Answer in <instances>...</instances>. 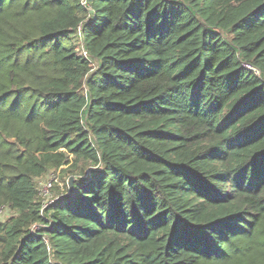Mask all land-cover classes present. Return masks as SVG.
<instances>
[{"label":"trees","instance_id":"1","mask_svg":"<svg viewBox=\"0 0 264 264\" xmlns=\"http://www.w3.org/2000/svg\"><path fill=\"white\" fill-rule=\"evenodd\" d=\"M84 1L0 0V264H264V0Z\"/></svg>","mask_w":264,"mask_h":264},{"label":"rangeland","instance_id":"2","mask_svg":"<svg viewBox=\"0 0 264 264\" xmlns=\"http://www.w3.org/2000/svg\"><path fill=\"white\" fill-rule=\"evenodd\" d=\"M65 167L66 166H62L61 168H65ZM52 176H55L57 180L51 183V186L47 187L48 182H50ZM66 177H67L66 174L62 173L59 169L57 171L50 170L48 174L38 179V185L41 191V198L44 201V203L52 200L59 192L62 191L61 188L63 187ZM11 214H13V212L10 210L7 209L0 210V220L4 221Z\"/></svg>","mask_w":264,"mask_h":264},{"label":"built area","instance_id":"3","mask_svg":"<svg viewBox=\"0 0 264 264\" xmlns=\"http://www.w3.org/2000/svg\"><path fill=\"white\" fill-rule=\"evenodd\" d=\"M82 4H85V1L84 0H82ZM56 180H57L56 177L55 176H52L50 182H48V186L47 187L51 186V183L55 182Z\"/></svg>","mask_w":264,"mask_h":264},{"label":"water","instance_id":"4","mask_svg":"<svg viewBox=\"0 0 264 264\" xmlns=\"http://www.w3.org/2000/svg\"><path fill=\"white\" fill-rule=\"evenodd\" d=\"M72 179H73V177H69V179H68V186H69L70 190H72Z\"/></svg>","mask_w":264,"mask_h":264}]
</instances>
